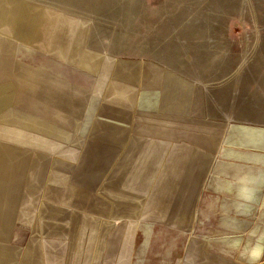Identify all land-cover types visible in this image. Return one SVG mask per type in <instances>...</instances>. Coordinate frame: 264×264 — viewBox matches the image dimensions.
<instances>
[{"label":"rangeland","instance_id":"374dc122","mask_svg":"<svg viewBox=\"0 0 264 264\" xmlns=\"http://www.w3.org/2000/svg\"><path fill=\"white\" fill-rule=\"evenodd\" d=\"M0 45V86L20 64L81 102L1 89L12 264H264V0H0Z\"/></svg>","mask_w":264,"mask_h":264},{"label":"crops","instance_id":"0c3cea01","mask_svg":"<svg viewBox=\"0 0 264 264\" xmlns=\"http://www.w3.org/2000/svg\"><path fill=\"white\" fill-rule=\"evenodd\" d=\"M13 30H15V26L12 27ZM79 41L78 37L75 38V42L73 45L70 46V53H66L65 56L69 58V61H71L73 64H79L82 66H85L86 69L91 70V68H94L90 65V60L92 59V56L88 54L86 51L83 50L82 45L83 44H76ZM12 44V43H10ZM7 45V44H6ZM3 46V45H2ZM0 45V55L2 52L7 49L5 46L2 47ZM12 47V46H9ZM1 63V62H0ZM16 72L14 73L12 80L9 84H5L0 86V92L2 89V92L4 94L7 93V91L12 89H17L20 91L24 90V93L27 91L29 96L37 98L40 102L46 104V105H54L64 111L70 107V105H81L80 102V93L78 90V87L75 86V84L69 82L68 80H61L58 77H54L51 80V84L45 85L43 83L44 76L46 74L34 67H24L20 64H17ZM1 70V67H0ZM18 70H20L18 72ZM30 84V85H29ZM40 88V89H39ZM49 91V92H48ZM40 93V96L36 95L35 93ZM7 97L4 99H0V112H2L6 106L5 102L7 101ZM81 107V106H80ZM80 114V113H79ZM25 119L28 116H23ZM30 117V116H29ZM31 123L27 120H23L26 124H35L36 127L35 130L38 132H47L48 134H55L58 131L55 130L54 126H50L49 124L46 125L44 122L37 121L34 119V117H30ZM0 148V236L2 235V229L5 227V222L8 219V216L10 215L11 211V205L14 202L15 197H17V190L8 191L6 193L5 191H2V188H8V189H15L16 187H19L20 184L24 181L26 169L20 168L14 163L15 160V154L10 151L11 149L6 148ZM135 155V153H133ZM13 156V159L7 160V157ZM4 161V162H1ZM10 161V162H8ZM129 163V162H128ZM131 163L123 167L122 169L128 170ZM122 166V165H121ZM8 172V180L6 179L7 174L3 173ZM18 174L19 180L16 178H10V175L16 176ZM123 174V173H122ZM123 176V175H122ZM8 181V183H6ZM3 242L0 240V264H12L11 257L9 256V253L6 252L2 246ZM28 251V249H27ZM11 253V249H10ZM27 254V253H26ZM17 256V253L14 251V259ZM26 255L24 254L22 256V259ZM10 259V262L9 260ZM17 259V257H16ZM21 259V260H22ZM13 264H15L13 260Z\"/></svg>","mask_w":264,"mask_h":264},{"label":"bare ground","instance_id":"6f19581e","mask_svg":"<svg viewBox=\"0 0 264 264\" xmlns=\"http://www.w3.org/2000/svg\"><path fill=\"white\" fill-rule=\"evenodd\" d=\"M30 85V84H29Z\"/></svg>","mask_w":264,"mask_h":264}]
</instances>
